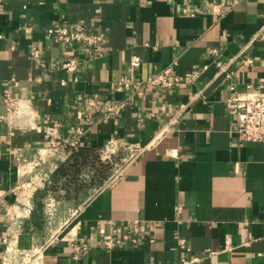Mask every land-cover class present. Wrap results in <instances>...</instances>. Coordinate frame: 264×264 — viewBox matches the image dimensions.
Returning <instances> with one entry per match:
<instances>
[{"label": "crops", "instance_id": "obj_1", "mask_svg": "<svg viewBox=\"0 0 264 264\" xmlns=\"http://www.w3.org/2000/svg\"><path fill=\"white\" fill-rule=\"evenodd\" d=\"M215 1L229 10L214 14L207 0H0V264H264V142L241 141L228 106L231 84L264 91V0ZM56 23L104 39L88 51L58 41ZM70 57L81 59L74 72ZM167 67L201 72L173 87L119 83ZM117 102L122 111L105 118ZM52 122L60 145L144 151L115 183L98 186L88 170L68 195L54 176L76 147L47 148Z\"/></svg>", "mask_w": 264, "mask_h": 264}, {"label": "built area", "instance_id": "obj_2", "mask_svg": "<svg viewBox=\"0 0 264 264\" xmlns=\"http://www.w3.org/2000/svg\"><path fill=\"white\" fill-rule=\"evenodd\" d=\"M207 6H209L214 14L218 15H223L230 8V6H228L226 3L217 2L215 0H207ZM53 33L58 41H70L75 44L80 43L83 44L88 51H90L94 45L102 42L104 39V35L100 32H88L81 27L74 28L68 25H63L61 23H56L54 25ZM35 52L37 53V50ZM131 62L133 65L139 64V59L134 58ZM80 63V58L70 57L65 59L63 65L67 69V71L74 72L78 69ZM245 63L252 64L253 59H247ZM218 64L220 72H225L226 65L222 62H219ZM200 72V70H194L188 71L184 75H180L179 73L174 71L173 67H167L149 77L145 81H136L130 76H125L120 80L119 83L126 86L127 88H130L135 84L146 86L173 87L174 85H176V83L180 82L184 78L188 79L189 81H193L200 75ZM230 88L231 96L228 99V106L236 122L235 133L237 137L241 141L264 142V91L249 89L243 92L239 91L235 84H231ZM8 97L11 103V110L16 111L19 104L18 100H14L11 93L8 94ZM124 106L125 102L110 104L109 106H107L106 111L104 112V117L108 118L114 114L120 113ZM59 129L60 124L58 122H52L44 129V135L48 141L47 148H49L52 153H62L67 145L72 147L80 146L79 139H66L65 143L63 145H60L58 142ZM143 151L144 147L136 143L119 145L113 142L101 148V159L114 165V171L106 181L107 185L115 183L124 174L125 167L122 165H130L136 162ZM123 153H125V155H122ZM120 155H122L121 162L117 159V157ZM40 157L43 159L44 153H41ZM31 183H34V181H22L17 186V188L25 187L26 185H30ZM0 239L7 241L6 237ZM120 241L121 240L107 239L105 243L108 246H113L120 243ZM181 244L184 246V241H182ZM232 248L233 245L231 243V240L228 239L226 241V249ZM37 253V256H39L40 252L38 251ZM26 255L27 262L33 260L32 255ZM197 262L198 260L196 258L183 257L180 264H197Z\"/></svg>", "mask_w": 264, "mask_h": 264}, {"label": "trees", "instance_id": "obj_3", "mask_svg": "<svg viewBox=\"0 0 264 264\" xmlns=\"http://www.w3.org/2000/svg\"><path fill=\"white\" fill-rule=\"evenodd\" d=\"M89 167L95 170L92 183L102 184L107 179L110 164L101 160L100 149L80 145L72 149L70 157L55 173L54 181L64 179L66 193L78 195L86 186L81 182L82 173Z\"/></svg>", "mask_w": 264, "mask_h": 264}, {"label": "rangeland", "instance_id": "obj_4", "mask_svg": "<svg viewBox=\"0 0 264 264\" xmlns=\"http://www.w3.org/2000/svg\"><path fill=\"white\" fill-rule=\"evenodd\" d=\"M102 160V159H101ZM102 161H104V160H102ZM104 162H106V161H104ZM107 163H109L110 164V169H109V172H108V176H107V179L109 178V176L112 174V172L114 171V165L112 164V163H110V162H107ZM88 170H91L92 172H93V169H91L90 167L89 168H87V169H85V171H84V173L86 172L87 174H89V175H87V176H85L86 177V179H90V178H92V173L90 172V171H88ZM98 186L100 185V184H97ZM103 185V184H102ZM101 186V185H100ZM47 208H48V210H49V212L50 213H52V212H54V211H56L55 209H56V206L53 204V203H50L49 202V204L47 205ZM55 213V212H54Z\"/></svg>", "mask_w": 264, "mask_h": 264}]
</instances>
